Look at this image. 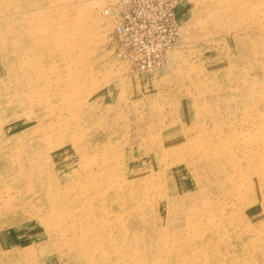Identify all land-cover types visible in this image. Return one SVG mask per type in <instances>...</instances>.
Returning <instances> with one entry per match:
<instances>
[{"label": "rangeland", "instance_id": "1", "mask_svg": "<svg viewBox=\"0 0 264 264\" xmlns=\"http://www.w3.org/2000/svg\"><path fill=\"white\" fill-rule=\"evenodd\" d=\"M116 2L0 0V264H264V0H181L147 73Z\"/></svg>", "mask_w": 264, "mask_h": 264}, {"label": "built area", "instance_id": "2", "mask_svg": "<svg viewBox=\"0 0 264 264\" xmlns=\"http://www.w3.org/2000/svg\"><path fill=\"white\" fill-rule=\"evenodd\" d=\"M181 0H117L104 10L112 30L109 46L134 72L160 68L168 51L180 44L176 7Z\"/></svg>", "mask_w": 264, "mask_h": 264}, {"label": "crops", "instance_id": "3", "mask_svg": "<svg viewBox=\"0 0 264 264\" xmlns=\"http://www.w3.org/2000/svg\"><path fill=\"white\" fill-rule=\"evenodd\" d=\"M176 9H177V8H176ZM178 11H179V9L176 10V17H177V20H180V19H179V16H178ZM178 23H179V22H178Z\"/></svg>", "mask_w": 264, "mask_h": 264}, {"label": "bare ground", "instance_id": "4", "mask_svg": "<svg viewBox=\"0 0 264 264\" xmlns=\"http://www.w3.org/2000/svg\"><path fill=\"white\" fill-rule=\"evenodd\" d=\"M246 220V219H245ZM248 224V223H247Z\"/></svg>", "mask_w": 264, "mask_h": 264}]
</instances>
